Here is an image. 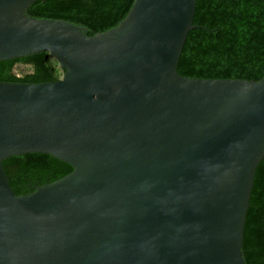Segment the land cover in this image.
<instances>
[{
    "label": "water",
    "instance_id": "obj_1",
    "mask_svg": "<svg viewBox=\"0 0 264 264\" xmlns=\"http://www.w3.org/2000/svg\"><path fill=\"white\" fill-rule=\"evenodd\" d=\"M0 0V60L47 51L46 82L0 81V264H245L264 155V76L181 75L196 0H134L88 35ZM27 152L64 176L17 195L1 161Z\"/></svg>",
    "mask_w": 264,
    "mask_h": 264
},
{
    "label": "trees",
    "instance_id": "obj_2",
    "mask_svg": "<svg viewBox=\"0 0 264 264\" xmlns=\"http://www.w3.org/2000/svg\"><path fill=\"white\" fill-rule=\"evenodd\" d=\"M133 1L35 0L25 13L64 19L93 35L116 26ZM192 22L196 26L188 30L176 64L181 75L249 80L264 76V0H196ZM62 72L47 51L0 60V81H53ZM1 163L17 195L72 170L48 153L10 155ZM241 249L245 264H264V155L255 168Z\"/></svg>",
    "mask_w": 264,
    "mask_h": 264
},
{
    "label": "rangeland",
    "instance_id": "obj_3",
    "mask_svg": "<svg viewBox=\"0 0 264 264\" xmlns=\"http://www.w3.org/2000/svg\"><path fill=\"white\" fill-rule=\"evenodd\" d=\"M17 69H18V70H22V68H21V67H18Z\"/></svg>",
    "mask_w": 264,
    "mask_h": 264
}]
</instances>
